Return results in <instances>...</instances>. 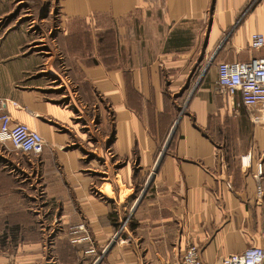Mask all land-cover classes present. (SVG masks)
<instances>
[{
	"label": "crops",
	"instance_id": "0c3cea01",
	"mask_svg": "<svg viewBox=\"0 0 264 264\" xmlns=\"http://www.w3.org/2000/svg\"><path fill=\"white\" fill-rule=\"evenodd\" d=\"M62 3L68 33L59 35L60 50L77 56L74 67H87L83 77L92 92V106L98 110L101 126L108 124L95 133L96 152L100 156L111 150L127 160L115 175L117 185L131 189L132 153L151 181L136 208L123 217L130 219L122 228V241L112 245L120 227L111 212L113 202L105 204L90 192L94 179L77 171L76 149L64 147L73 134L60 127L72 126L74 109L61 106L62 95L48 92L41 84L28 90L14 84L30 67L18 47L10 64H0V70L12 67L14 71L11 78L6 74L12 82L8 92L1 84L5 76L0 75L4 110L44 137L46 184L58 183L47 176L55 161L76 173L80 186L68 190L73 195L57 197L49 192L46 197H55L60 204L43 210H57L55 214L63 218L70 212L69 200H74L90 241L67 238L63 220L64 231L50 240L43 228L24 226L13 212L25 208L10 192L12 210L5 214L10 222L0 228V264H166L179 259L190 244L199 248L204 264H214L249 246L264 248V191L257 195L253 177L257 162H264V126L249 119L239 95L226 97L216 86L219 62L264 55V47L251 51L248 46L253 32L264 36V0ZM74 25L93 28L95 45L89 43V33L74 32ZM99 38L106 41L107 58ZM93 48L91 62L80 61L78 51ZM194 70L196 77L189 83L188 73ZM186 84L190 94L180 97L179 90ZM80 92L89 99L84 89ZM102 159L108 157L103 154ZM110 185L111 181L103 182L100 189L113 197ZM130 202L131 197L125 198L123 210ZM106 248L104 258L94 255Z\"/></svg>",
	"mask_w": 264,
	"mask_h": 264
},
{
	"label": "rangeland",
	"instance_id": "374dc122",
	"mask_svg": "<svg viewBox=\"0 0 264 264\" xmlns=\"http://www.w3.org/2000/svg\"><path fill=\"white\" fill-rule=\"evenodd\" d=\"M62 1L0 0V61L3 60L0 64H10L11 57L17 53L18 47H20L19 50L22 52L21 57H27L29 59L27 63L30 67H26L25 71L21 73V80H15L14 84L22 90H28L34 84H41L43 85V89L48 90V92H53L58 97L62 95V99L58 101L61 106L74 109L72 126L60 127L63 131H70L73 134L69 144H65L64 147L65 149H76L78 152V161L80 162V169L77 171L94 179V182L89 184L90 192L96 197H99L105 204L113 202L111 204V212L114 214L118 226L120 225L115 237L112 238L113 241L111 244L113 245L116 241H122V228L125 222L130 219L129 216L123 217L129 211L136 208L137 203L149 187L151 176L141 172V169L135 163L137 161H135L136 153H132V159L130 161L131 189H128V185L126 188L123 185H117V182L114 181V179L116 180L115 175L121 173L120 169L127 160L119 158L111 150L103 151L104 158L108 157V160L102 159V152L98 156L99 154L96 152V147L99 146L97 142L98 137L95 133L106 130L108 124L101 126L98 110L92 106V92L90 88L86 87L87 83L83 77V70L87 67H74L77 64V56L67 55L65 54L66 52L60 50L59 35L65 32L68 33L67 26L62 17L65 15ZM73 31L78 34L89 33L88 41L90 44L95 45L97 37L96 40L93 39V35L96 32L94 30L91 34L93 28L89 27L88 30V28L84 29L81 25L78 28L74 25ZM98 42L101 48L105 49L103 56L106 57L108 55L106 41L103 38H99ZM39 43L43 44L41 45L43 47L40 49L34 47ZM42 49L43 51L37 53ZM94 51L95 48L85 51L80 49L78 51L80 61L90 63L91 55ZM2 53H4L3 57ZM43 67L46 68L44 69ZM207 72L205 69L204 74L207 75ZM6 74L10 78L14 75L12 67L5 68V71L0 70V75L5 76L1 84L4 89L5 87L7 88L6 91L8 92L12 82L6 77ZM195 77V70L191 71L188 73L187 82L191 83ZM83 89L85 94L89 96L90 101L80 92ZM189 91V85L186 84L185 87L179 90L180 97L187 96L190 94ZM180 105L182 104L180 103ZM104 108L107 110V107ZM260 125L264 126V123H260ZM76 132L83 139H80L75 134ZM82 132L86 133V136H83L81 134ZM219 138L220 136H217V139ZM105 147L107 146L105 145ZM42 152L38 155L23 153L14 149L10 142L0 141V176H3L2 180L0 178V228L2 229L3 224L10 222L5 214L7 213L6 211L9 212L12 210V196L10 194L12 192L15 193L18 199L19 207L25 208V212H13L15 213L13 215L16 221H19L28 228H43V230L47 231V238L50 240L56 233L64 231L62 225L63 220L67 238L73 242L87 240L86 242L88 243L90 237L87 235L86 223L79 217L74 200H69L70 212L63 218L59 214H55L57 210H43L48 207L51 209L59 207V200L55 197L49 200L46 197L49 192L55 193L57 197H60V193L73 195V190L70 193L68 190H71L72 186L79 188L80 183L74 178L76 177L75 172L65 170L61 162L55 161L52 163V168L48 170L47 176L49 174L52 175L53 178L50 180H58V183L46 184L43 181L45 173L42 166L44 163ZM106 160L111 166L105 165ZM91 163L94 166H91ZM77 175L79 174L77 173ZM105 177L107 179H104ZM67 181H72V185ZM109 181H111L110 186L114 191L111 194L113 197L103 193L100 189V185L103 182ZM98 182L100 183L98 184ZM107 185H105L104 190ZM118 186L121 187V193L119 195ZM130 197L131 202L123 210V201H125V198ZM118 199L122 202L118 203ZM30 210L33 212H29ZM108 249L95 251L94 255L99 259L104 258ZM91 251L94 250L91 249Z\"/></svg>",
	"mask_w": 264,
	"mask_h": 264
},
{
	"label": "built area",
	"instance_id": "2783aa9c",
	"mask_svg": "<svg viewBox=\"0 0 264 264\" xmlns=\"http://www.w3.org/2000/svg\"><path fill=\"white\" fill-rule=\"evenodd\" d=\"M249 49L264 47V36L260 32L250 35ZM216 86L218 91L233 98L239 95L242 105L253 123H264V55L252 56L246 61H221L217 64ZM6 100L0 98V141H8L20 152L38 155L44 150L42 135L23 122L14 120L4 110ZM16 104V103H13ZM250 162L248 154V163ZM256 179V193L264 191V162L259 160L253 172ZM82 226V225H81ZM80 226V227H81ZM166 264H204L199 248L190 244L182 256ZM214 264H264V248L249 246L238 253L221 257Z\"/></svg>",
	"mask_w": 264,
	"mask_h": 264
}]
</instances>
